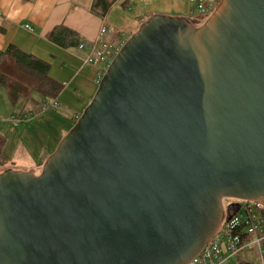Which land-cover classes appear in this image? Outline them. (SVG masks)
<instances>
[{
    "label": "water",
    "instance_id": "95a60500",
    "mask_svg": "<svg viewBox=\"0 0 264 264\" xmlns=\"http://www.w3.org/2000/svg\"><path fill=\"white\" fill-rule=\"evenodd\" d=\"M225 200L264 201V0L142 23L40 175L0 174V264H189Z\"/></svg>",
    "mask_w": 264,
    "mask_h": 264
},
{
    "label": "crops",
    "instance_id": "0c3cea01",
    "mask_svg": "<svg viewBox=\"0 0 264 264\" xmlns=\"http://www.w3.org/2000/svg\"><path fill=\"white\" fill-rule=\"evenodd\" d=\"M121 1L0 0V50L14 45L49 63L51 78L64 85L53 102L73 111L70 117L73 124L93 99L104 66L85 63L90 52L88 47L63 48L49 41L46 35L57 25L64 24L78 34L81 42H94L99 39L102 27L112 26L115 33L106 34L103 40L116 54L148 20V17H139L134 10V2L140 3V0H124L120 7ZM108 3L111 5L104 15L94 11H101ZM27 25L32 30H27Z\"/></svg>",
    "mask_w": 264,
    "mask_h": 264
},
{
    "label": "rangeland",
    "instance_id": "374dc122",
    "mask_svg": "<svg viewBox=\"0 0 264 264\" xmlns=\"http://www.w3.org/2000/svg\"><path fill=\"white\" fill-rule=\"evenodd\" d=\"M123 1L119 3L120 7L124 4ZM200 1L212 12L220 3V0ZM134 3V10L139 17L145 16L150 19L154 16H168L198 22V19L206 21V17L202 16L196 5L191 4L189 0H140V3ZM72 112L57 103L54 108L48 110L31 102H21L13 106L6 92L0 88V135L6 139L3 156L8 159L6 164L0 159L2 167H12L22 172L32 171L34 175H40L47 159L57 150L61 140L74 125L70 118ZM227 202L232 203L233 200L225 201ZM238 210L237 206L236 213ZM236 213L231 211L228 216ZM260 213H264V210ZM247 230L248 228L243 230L241 228L235 232L237 234L234 233V236L239 234L241 237V245L234 249L229 248V239L224 241L220 264H263L261 249L263 236L257 232L250 234ZM242 231L251 235L252 241L243 242Z\"/></svg>",
    "mask_w": 264,
    "mask_h": 264
},
{
    "label": "trees",
    "instance_id": "16d2710c",
    "mask_svg": "<svg viewBox=\"0 0 264 264\" xmlns=\"http://www.w3.org/2000/svg\"><path fill=\"white\" fill-rule=\"evenodd\" d=\"M110 5L108 3L101 11L96 9L94 11L104 15ZM0 32L2 31L0 30ZM46 37L63 48H78L81 43L78 34L64 24L54 27ZM49 72V63L23 52L14 45L0 50V88L6 92L8 100L13 106L21 102H31L44 108L43 106L48 102L55 101L63 91L64 85L51 78ZM5 144L6 139L0 135V159L4 161L3 164L8 161L3 156ZM260 216L257 233L263 236L261 249L264 264V213H261ZM242 228H246V225L243 224ZM241 234L243 242L252 241L251 235L244 231Z\"/></svg>",
    "mask_w": 264,
    "mask_h": 264
},
{
    "label": "built area",
    "instance_id": "2783aa9c",
    "mask_svg": "<svg viewBox=\"0 0 264 264\" xmlns=\"http://www.w3.org/2000/svg\"><path fill=\"white\" fill-rule=\"evenodd\" d=\"M191 4L196 5L197 10L202 16L206 17V20L211 15L212 11H209V8L201 3L200 0H189ZM199 22H205V20L198 19ZM27 30H32L31 26H25ZM115 28L102 27L100 30L99 39L94 42H81L79 49H84L88 47L90 49L89 55L86 58L85 63L92 66H104V71L99 78L98 84L100 83L102 76L104 75L106 69L109 67L110 63L114 58V52L111 50L112 47L107 46L103 42V37L107 33H114ZM103 48V50L100 49ZM56 105V102H48L44 105V109H52ZM17 123V122H15ZM233 204H236L239 208L238 212L235 215L228 216L231 212L226 213V216L220 225L218 231L208 245L204 248L202 253L198 255L191 263L189 264H220L222 262V246L225 240L229 239V248L234 249L237 246L241 245L240 235H235L236 231L241 230L242 225H246L248 228V233L254 234L259 230V219L261 218L260 212L264 210V201H233ZM258 218V221H257ZM243 230V228H242Z\"/></svg>",
    "mask_w": 264,
    "mask_h": 264
},
{
    "label": "flooded vegetation",
    "instance_id": "af4514ba",
    "mask_svg": "<svg viewBox=\"0 0 264 264\" xmlns=\"http://www.w3.org/2000/svg\"><path fill=\"white\" fill-rule=\"evenodd\" d=\"M7 170H12V171H19L18 169H15V168H4V167H2V163L0 164V174H2L3 172H5V171H7ZM227 204H229L228 202H227Z\"/></svg>",
    "mask_w": 264,
    "mask_h": 264
},
{
    "label": "bare ground",
    "instance_id": "6f19581e",
    "mask_svg": "<svg viewBox=\"0 0 264 264\" xmlns=\"http://www.w3.org/2000/svg\"><path fill=\"white\" fill-rule=\"evenodd\" d=\"M225 201H227V200H225ZM225 201H224V210H225V216H226V213H228L229 211H228V207L229 206H233V205H236V204H233V203H230V202H228L229 204H227V203H225ZM234 201V200H233ZM225 218V217H224Z\"/></svg>",
    "mask_w": 264,
    "mask_h": 264
}]
</instances>
